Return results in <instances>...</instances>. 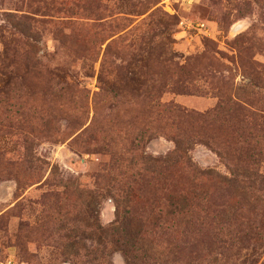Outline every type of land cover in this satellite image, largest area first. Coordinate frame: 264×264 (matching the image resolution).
Here are the masks:
<instances>
[{"label":"rangeland","instance_id":"obj_1","mask_svg":"<svg viewBox=\"0 0 264 264\" xmlns=\"http://www.w3.org/2000/svg\"><path fill=\"white\" fill-rule=\"evenodd\" d=\"M158 40L165 48H156L149 64L150 73L168 81L159 93L162 105L202 114L231 96L264 109V0H0V90L12 81L11 94L25 96L28 88L18 85H29L35 96L30 106L45 107L38 116L51 119L50 126L39 120L33 140L7 131L0 136V264H128L115 247L107 248L105 260L86 254V245L97 244L83 236L85 201L71 187H104L107 140L84 137L85 130H99L103 117L117 122V148H124L127 132L144 131V153L153 156L174 150L171 132L191 140L210 132L239 138L241 132L227 128L236 117L228 111L210 127L198 125L196 136L190 125L173 127V113L144 103L94 113L102 69L146 56ZM35 60L51 82L32 71ZM190 156L199 168L230 175L204 144L194 145ZM116 204L113 195L100 200L103 227L116 220ZM262 207L257 218L264 221ZM72 227L78 228L76 246ZM202 231L203 238L184 246L187 263L264 264V241L219 250Z\"/></svg>","mask_w":264,"mask_h":264},{"label":"trees","instance_id":"obj_2","mask_svg":"<svg viewBox=\"0 0 264 264\" xmlns=\"http://www.w3.org/2000/svg\"><path fill=\"white\" fill-rule=\"evenodd\" d=\"M156 48H165L161 40L146 56L133 57L124 63L110 62L107 69H102L100 91L93 101L94 113L104 109L116 111L127 103H144L149 108L173 113V116L168 114L173 127L190 125L194 128L191 133L196 136L198 125L210 127L218 114L228 111L227 116L232 112L236 115L234 124L229 121L228 130L239 131L241 135L236 139L230 132L231 138L210 132L204 133V138L191 140L184 138L182 132H171L174 150L164 156H153L144 153V131L132 133L131 137H127V132L124 148H117L115 119L103 117L99 130L86 133L85 130V140H107L105 147L110 157L101 175L105 181L103 188L96 191L71 185L85 201L83 236L97 244L96 249L86 245V254L98 258V254H102L105 260L107 248L115 247L125 255L128 264H169L171 255L175 262L170 264H198L186 262L184 246L198 240L205 233L204 229L210 232L219 250L233 251L262 243L264 221L258 219L257 214L264 202V109L254 108L256 106L247 102L243 104L240 98L231 96L202 114L162 105L159 93L168 81L150 73L149 64ZM159 59L162 60L163 55ZM40 66L41 62L35 60L32 71L51 82V73H45ZM15 84L9 81L0 90V136L7 131L19 137L23 134V140H33L38 133L39 120H44L38 115L45 107L30 106L35 96L29 85H18L28 88L25 96L13 91L11 94L9 87L15 88ZM62 89L69 90L68 86ZM79 111L83 114L87 110L81 106ZM50 123L51 119H46L42 124L50 126ZM247 128L254 129L253 135ZM197 143L211 148L227 165L230 175L199 168L190 156ZM24 165L23 162L21 169ZM106 195L116 199L117 218L110 226L103 227L99 224L97 207ZM77 229L69 230L75 246ZM163 245L167 248L161 251ZM171 246L173 248L169 249ZM168 249L169 256H166Z\"/></svg>","mask_w":264,"mask_h":264}]
</instances>
